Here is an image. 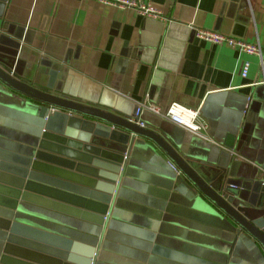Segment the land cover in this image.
<instances>
[{
    "label": "crops",
    "instance_id": "0c3cea01",
    "mask_svg": "<svg viewBox=\"0 0 264 264\" xmlns=\"http://www.w3.org/2000/svg\"><path fill=\"white\" fill-rule=\"evenodd\" d=\"M149 1L167 22L98 0H0V71L50 98L124 120L138 103L160 112L170 103L198 108L204 138L146 110L138 121L182 159L236 162L234 195L264 202V0ZM189 26L257 44L261 56L200 41ZM40 105L0 81V140L17 147L36 137ZM228 135L231 149L223 145ZM134 142L104 231L61 214L33 218L66 234L24 224L95 247L94 264H264L254 236L175 185L179 172L154 143Z\"/></svg>",
    "mask_w": 264,
    "mask_h": 264
},
{
    "label": "water",
    "instance_id": "95a60500",
    "mask_svg": "<svg viewBox=\"0 0 264 264\" xmlns=\"http://www.w3.org/2000/svg\"><path fill=\"white\" fill-rule=\"evenodd\" d=\"M48 74L53 76L54 72ZM0 81L43 103L36 110L42 121L36 137L17 147L0 140V210L31 218L71 216L104 231L126 163L123 154L137 143L136 138H141L154 143L176 167L179 174L175 185H182L197 201L206 198L212 202L264 247V202H243L234 195L239 189L229 180L234 176L231 170L236 162L182 159L160 137L128 118L50 98L22 86L2 71ZM232 139L233 136H226L223 145L231 149ZM103 142L123 149L105 146ZM32 209L41 215L32 213ZM4 213L0 211V233L5 234L0 264L95 263V247L21 223L13 220L11 213Z\"/></svg>",
    "mask_w": 264,
    "mask_h": 264
},
{
    "label": "built area",
    "instance_id": "2783aa9c",
    "mask_svg": "<svg viewBox=\"0 0 264 264\" xmlns=\"http://www.w3.org/2000/svg\"><path fill=\"white\" fill-rule=\"evenodd\" d=\"M98 2L103 6L112 7L118 10H132L142 17L158 19L163 22L168 21L161 11L153 6L149 0H98ZM189 27L193 32L194 37L200 41L218 46H226L238 52L255 55L259 58L261 56L260 47L257 44L246 43L239 38L219 34L215 31L202 30L191 26ZM247 67V63H244L241 67L240 76L242 78L246 76ZM144 110L153 113L163 120H166L193 135H197L201 138H204L205 136L204 131L206 126L200 118L198 108L191 109L177 103H170L166 106L164 111L160 112L156 106L149 104L148 102L138 103L135 106V111L132 118L129 119V122L135 123L139 128H143V124L138 121V117ZM170 168L173 171L178 172L173 164H170Z\"/></svg>",
    "mask_w": 264,
    "mask_h": 264
},
{
    "label": "rangeland",
    "instance_id": "374dc122",
    "mask_svg": "<svg viewBox=\"0 0 264 264\" xmlns=\"http://www.w3.org/2000/svg\"><path fill=\"white\" fill-rule=\"evenodd\" d=\"M19 211H20V208L18 209ZM39 210V209H38ZM31 213V212H30ZM32 213H35V214H39V215H41L40 213H39V211H37V210H34V209H32ZM31 213V214H32ZM4 214H6V213H4ZM51 214V213H50ZM43 217H45V216H43ZM39 218H42V216H39ZM14 219L15 220H18L19 222H21V223H28V224H32V225H34V226H37V227H43V228H45V229H47V230H51V231H54V232H58V233H62V234H66L65 233V231L64 230H59L57 227H55L54 225V223H53V221L52 222H50V226H48V225H45V224H43L42 222H40V221H38V219H35V218H31V217H26V215L24 214H16V215H14ZM33 226V227H34ZM2 239H3V235L2 234H0V247H1V242H2ZM3 243V242H2ZM1 249V248H0Z\"/></svg>",
    "mask_w": 264,
    "mask_h": 264
}]
</instances>
